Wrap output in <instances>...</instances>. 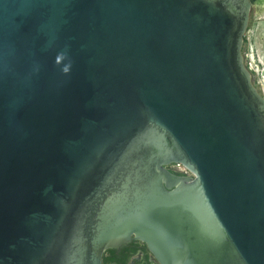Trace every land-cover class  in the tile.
<instances>
[{
	"label": "water",
	"instance_id": "1",
	"mask_svg": "<svg viewBox=\"0 0 264 264\" xmlns=\"http://www.w3.org/2000/svg\"><path fill=\"white\" fill-rule=\"evenodd\" d=\"M261 2L0 0V264H264Z\"/></svg>",
	"mask_w": 264,
	"mask_h": 264
},
{
	"label": "rangeland",
	"instance_id": "2",
	"mask_svg": "<svg viewBox=\"0 0 264 264\" xmlns=\"http://www.w3.org/2000/svg\"><path fill=\"white\" fill-rule=\"evenodd\" d=\"M264 7L255 5L250 17L248 30L244 38L242 53L244 64L254 75V86L264 97ZM251 71V70H250Z\"/></svg>",
	"mask_w": 264,
	"mask_h": 264
},
{
	"label": "flooded vegetation",
	"instance_id": "3",
	"mask_svg": "<svg viewBox=\"0 0 264 264\" xmlns=\"http://www.w3.org/2000/svg\"><path fill=\"white\" fill-rule=\"evenodd\" d=\"M251 70V71H250ZM249 71L254 72L251 68ZM254 83V75L251 73ZM255 84V83H254ZM256 85V84H255ZM172 172L178 173L180 175H184L182 170H179L175 167H171ZM127 248L130 249L126 250ZM125 250L124 256H121V253ZM117 255L122 259L123 262L121 264H159L155 258L148 251L145 244L139 241H132L128 246L121 248L120 250H116ZM106 256V255H105ZM111 264H118L117 262Z\"/></svg>",
	"mask_w": 264,
	"mask_h": 264
},
{
	"label": "trees",
	"instance_id": "4",
	"mask_svg": "<svg viewBox=\"0 0 264 264\" xmlns=\"http://www.w3.org/2000/svg\"><path fill=\"white\" fill-rule=\"evenodd\" d=\"M126 250H129L127 248ZM125 250L121 253V256H124ZM117 262L118 264H121L120 262H123L122 259L117 255L116 250H109L106 252V256L103 259V264H111Z\"/></svg>",
	"mask_w": 264,
	"mask_h": 264
},
{
	"label": "bare ground",
	"instance_id": "5",
	"mask_svg": "<svg viewBox=\"0 0 264 264\" xmlns=\"http://www.w3.org/2000/svg\"><path fill=\"white\" fill-rule=\"evenodd\" d=\"M262 2H261V7H264V0H261ZM261 18H263L264 19V14L261 16Z\"/></svg>",
	"mask_w": 264,
	"mask_h": 264
}]
</instances>
